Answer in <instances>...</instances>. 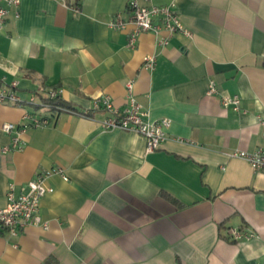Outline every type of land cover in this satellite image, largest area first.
I'll return each mask as SVG.
<instances>
[{
    "label": "crops",
    "instance_id": "obj_1",
    "mask_svg": "<svg viewBox=\"0 0 264 264\" xmlns=\"http://www.w3.org/2000/svg\"><path fill=\"white\" fill-rule=\"evenodd\" d=\"M172 1L193 39L142 32L129 47L135 24L109 25L131 18L127 0H21L20 16L0 27V89L22 98L0 102V149L13 143L5 122L51 120L0 151V208L11 184L20 192L59 166L68 176L49 180L47 226L0 235V264H264V171L229 155L264 146V0L156 3ZM213 78L219 93L208 94ZM130 80L149 118L171 120L153 152L139 133L104 130L103 108L87 117L41 105L61 89L81 109L103 95L124 108ZM223 95H239L241 111ZM231 228L252 236L234 240Z\"/></svg>",
    "mask_w": 264,
    "mask_h": 264
},
{
    "label": "built area",
    "instance_id": "obj_2",
    "mask_svg": "<svg viewBox=\"0 0 264 264\" xmlns=\"http://www.w3.org/2000/svg\"><path fill=\"white\" fill-rule=\"evenodd\" d=\"M21 0H0V27H3L6 21L11 18L20 16ZM128 7L132 16L125 21L119 14L110 20L109 25L112 28L122 29L127 23L133 22L135 30L131 33L128 46L134 48L138 37L142 32H153L160 35L164 30L170 34H181L188 39H193V32L186 27L176 10V3L172 1L166 5L156 3V0H127ZM75 11H80V5L73 6ZM159 43L167 44V38H161ZM156 56L147 55L144 59L143 67L149 70L155 68ZM127 88V105L119 108L113 104L110 95L99 96L94 99L93 107L85 110L86 113H92L105 109L108 115L101 120V126L104 130H128L143 135L147 140V152H153L159 149L168 137V130L171 126V120L161 118L152 120L143 110L142 104L134 94V82L130 80L126 84ZM219 93L217 81L213 78L209 80L208 94ZM61 96V89H52L48 92L45 99H54ZM14 101L20 102L22 98L18 96L13 88L0 89V102ZM35 103V98L30 99ZM241 97L239 95H223L221 103L224 107H232L235 111H241ZM43 106H51L48 102L43 101ZM64 109V108H60ZM82 115V114H81ZM85 116V115H83ZM88 117V116H87ZM51 124L47 116H33L27 114L22 124L5 122L2 129L13 135L12 145L3 146L0 151L7 152L11 148H21V135L31 127L42 128ZM264 126V120H262ZM230 157L246 159L250 162L256 171H264V146L254 151L234 150ZM53 174H60L65 180L68 176L62 167L50 168L40 171L30 180L27 186H23L20 192H17L14 184L9 186L7 191V203L0 208V235L5 232L10 236H18L27 226L31 224H43L40 215L41 202L43 197L54 191V187L49 183ZM230 237L234 240L249 238L252 233L242 231L238 228H231Z\"/></svg>",
    "mask_w": 264,
    "mask_h": 264
},
{
    "label": "trees",
    "instance_id": "obj_3",
    "mask_svg": "<svg viewBox=\"0 0 264 264\" xmlns=\"http://www.w3.org/2000/svg\"><path fill=\"white\" fill-rule=\"evenodd\" d=\"M46 102H48L49 105H51V107L55 108V109H60V108H64V109H68V110H72L75 111L79 114L91 117L93 114L92 113H86L84 109L75 107L74 105L67 103L65 101H63V99L61 98V96L56 97L54 99H44ZM169 200L175 202V203H179L178 200H176L175 198H173L171 195L169 194H164Z\"/></svg>",
    "mask_w": 264,
    "mask_h": 264
}]
</instances>
